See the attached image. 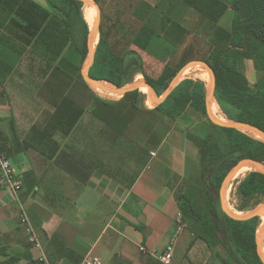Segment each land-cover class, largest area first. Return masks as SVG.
Here are the masks:
<instances>
[{"label":"crops","instance_id":"crops-1","mask_svg":"<svg viewBox=\"0 0 264 264\" xmlns=\"http://www.w3.org/2000/svg\"><path fill=\"white\" fill-rule=\"evenodd\" d=\"M220 1L227 9L213 21L186 0H143L162 19L161 26L139 27L149 25L161 35L154 52L141 51L146 70L155 63L180 67L172 91L187 78L196 80L178 78L193 61L206 62L213 49L229 47L237 13L233 0ZM98 4L105 17L103 0ZM188 10L207 29L206 57L188 40ZM105 29L110 40L112 30ZM139 29L120 51L110 40L113 49L123 54ZM87 59L50 0H0V152L23 181L20 198L41 242L39 248L29 242L18 202L0 186V264H86L92 258L102 264H163L159 255L170 244L172 264H223L221 247H210L194 233L177 199L193 187L206 188L199 162L207 130L202 112L187 106L170 117L158 108L165 100L146 94V85L143 92L139 88L137 104L129 91L107 98L82 81ZM242 70L251 84L257 81L252 60L244 59ZM138 76L146 81L140 72L125 86ZM65 102L73 112L68 119ZM181 218L187 226L176 236Z\"/></svg>","mask_w":264,"mask_h":264},{"label":"trees","instance_id":"trees-1","mask_svg":"<svg viewBox=\"0 0 264 264\" xmlns=\"http://www.w3.org/2000/svg\"><path fill=\"white\" fill-rule=\"evenodd\" d=\"M98 3L101 0H96ZM63 12L66 34L85 60L89 54V24L83 14L82 0H50ZM203 15L218 21L227 5L220 0H186ZM62 5V6H60ZM237 13L233 21L230 44L227 49H213L206 62L216 74L215 96L230 118L243 121L264 130V0H233ZM161 35L149 25H143L136 33L132 46L123 54L112 47L108 31L101 25L95 58L89 69L93 78L105 80L123 87L136 73H144L146 81L160 96L167 89L180 67L166 64L157 76L150 75L141 51L154 52L155 42ZM250 59L260 74L252 85L242 70V61ZM82 81L87 82L80 75ZM149 89L147 87V93ZM139 101V88L128 92ZM187 106H192L207 115L205 84L187 78L180 82L158 108L176 118ZM63 117L71 118L69 104H64ZM63 110H60L62 112ZM228 110V111H227ZM82 110L65 128L69 134ZM54 119L56 117H53ZM35 136L40 131L35 129ZM254 158L264 162V141L233 128L210 124L199 149V162L204 190L193 187L178 194L184 220L191 229L210 247H221L218 255L223 264H264L257 251V232L260 216L237 220L222 208L220 188L229 169L236 160ZM52 160L53 157L45 158ZM239 210L253 209L264 202V174L249 172L239 183Z\"/></svg>","mask_w":264,"mask_h":264},{"label":"rangeland","instance_id":"rangeland-1","mask_svg":"<svg viewBox=\"0 0 264 264\" xmlns=\"http://www.w3.org/2000/svg\"><path fill=\"white\" fill-rule=\"evenodd\" d=\"M150 1H153V0H150ZM102 9H103V12L105 13V17L101 16V20L105 23V26L107 28H110L112 30V32L110 34V40H111L113 46L116 48L117 51L122 50L121 48L127 47L128 43L131 42L133 35L139 29V27L141 26L142 23L147 22L148 24L157 25V26H161V24H162L160 12L158 10L154 11L152 8L143 5V0H103V8ZM96 14H97V10H96ZM186 16L190 20H192V24L189 22L186 23L188 26H190L189 30L191 31V34H190L188 40H191L192 44L194 43L193 46L197 47V53L199 56L206 57L207 53H208L207 51H208V49H210L209 45L206 42L205 33H206L207 29L203 26V23L200 21V18L195 13H193L191 10L187 11ZM196 18H198V21H196ZM87 20L90 24V27L93 26V24H91V21L89 19H87ZM196 35H199V36H196ZM98 41H99V34H98ZM98 41H97L96 45L98 44ZM179 52H181V50H179L178 53ZM146 57H147V55H146ZM186 69H189V70L187 72L183 73ZM160 70H161V66H159L156 63L154 65L151 64L147 67V71L149 73L157 74ZM204 71L210 72V70L203 65L190 64L184 70H182V72L178 76V78H180V77L183 78L185 76H194V78H196V80H200L205 84V90H206V95H207V92L210 90L211 85H212V75L210 72V78L203 80L200 77V75ZM258 75L260 76V74H258ZM255 79L257 80V78H255ZM144 82H146L144 79V76H138L132 84L125 86V88H129L131 86H136L137 84L142 83L138 86V88H140L141 92H143L141 87L143 85H145ZM255 82H253L252 85H255ZM97 89L99 92H101V94L103 96H105L107 98H117L121 94H123L121 92H118V91L110 88V87H104V88L102 87V88H97ZM215 93H216V90H215ZM146 94L152 95L150 90ZM215 98H216V96H215ZM216 100H217V98H216ZM221 110H222L221 112H223L227 122L237 121V120L230 118V116L227 114V112L224 111V109L222 107H221ZM203 116H204L205 121H206V129H207L206 132H207L211 122L212 123H214V122L208 116V114L207 115L203 114ZM216 119H218V118H216ZM217 125H219V124H217ZM239 130H241V129H239ZM241 131L247 133L250 136L258 138V136H256L255 134H253L250 131H246V130H241ZM258 139H261V138H258ZM239 161H240V159L236 160L234 162V165L229 169V171ZM246 166H248V165H246ZM254 170H255V168H253L251 171H254ZM251 171H248L244 176H242L241 178L234 181L232 186H231V183L233 181H231V183L229 184V186L227 187V189L225 191L224 202L226 204V207L228 208V210L230 212H232L236 215L244 216V215L250 214L254 209H256L258 207H264V202H263L253 209L239 210V208H238V205L240 204V198H239L238 193H237L239 183ZM262 219L263 218L260 216V221ZM260 233L261 232H259V229H258L257 237L260 235Z\"/></svg>","mask_w":264,"mask_h":264},{"label":"water","instance_id":"water-1","mask_svg":"<svg viewBox=\"0 0 264 264\" xmlns=\"http://www.w3.org/2000/svg\"><path fill=\"white\" fill-rule=\"evenodd\" d=\"M82 1L84 3L94 4L96 7V10H97V14H96L93 26L90 27L89 34H88L89 54H88V59H87L86 65L83 68V76H84L85 80L87 81L88 84H90L92 86H96V87L98 86V87H103V88L104 87H110V88H112L118 92H121V93H125L127 91H132L134 89H137L138 86L142 83H139L136 86H131L129 88H125V87H120V86L111 84L105 80L93 78L92 76L89 75L88 70H89L90 66L92 65L94 58H95L96 47H94V39H95V36L98 33L99 29H100L101 9H100V5L98 4V2L96 0H82ZM191 64L203 65L206 68H208L211 72L212 85H211V88L207 92V95H206V108H207V114L212 119V121L216 124L221 125V126L233 127L236 129H241V127L250 128V129L260 133L263 137L262 140H264V130L258 126H255L253 124L243 122V121L223 122L221 120L216 119L212 115L210 106H211L212 100L215 97V90H216V83H217L216 74H215L213 68L210 66V64H208L205 61H193ZM144 84L148 87V89L152 93L155 100H157V102H159V103L162 102L163 100H165L173 89V82H172L170 84V86L167 88V90L164 92V94L161 97H159L157 95L155 89L150 84H148L147 82H144ZM246 165H249V166L255 168V171H259V172H262L264 174V163L263 162L258 161L254 158H243L227 173V175L225 176V178L223 180L221 188H220V197H221V201H222L223 210L229 216H231L232 218L237 219V220H248V219H251V218L256 217V216H262L264 214V207H258L256 209H254L250 214H247L244 216L236 215V214H234L228 210V208L226 207V204L224 202V194H225L227 187L229 186V184L231 183V181L233 180V178L235 177L237 172L242 167H244ZM263 237H264V228L261 231L260 235L257 237V251H258V254L260 255L261 259L264 262V253L262 251Z\"/></svg>","mask_w":264,"mask_h":264},{"label":"built area","instance_id":"built-area-1","mask_svg":"<svg viewBox=\"0 0 264 264\" xmlns=\"http://www.w3.org/2000/svg\"><path fill=\"white\" fill-rule=\"evenodd\" d=\"M154 154V153H153ZM0 186L3 188L9 189L15 198V200L19 204V219L20 223L24 226L25 231L28 236L29 242L35 247H41V242L39 238V234L36 231L29 213L20 198V191L23 186V181L21 178L17 177L15 167L11 161V159L4 153L0 152ZM187 226L186 222L183 219H179L178 226L176 229V236L183 231V229ZM143 251H145L144 247H141ZM174 253V245L170 244L166 247L165 251L159 255V259L163 264H172ZM86 264H102V262L98 258L88 259Z\"/></svg>","mask_w":264,"mask_h":264},{"label":"bare ground","instance_id":"bare-ground-1","mask_svg":"<svg viewBox=\"0 0 264 264\" xmlns=\"http://www.w3.org/2000/svg\"><path fill=\"white\" fill-rule=\"evenodd\" d=\"M83 13L85 15V17L87 19H89L91 21V24L94 23V19H95V16H96V7L94 4H89V7H88V3H86L83 7ZM98 41V33L96 34L95 36V39H94V47H96V43ZM189 69H186L183 73L187 72ZM182 73V74H183ZM200 77L203 79V80H206L208 78H210V72L209 71H204ZM97 88H102V87H98ZM211 112L212 114L218 118L219 120L223 121V122H227L226 121V118L223 114V112H221V106L219 104V102L216 100V98L214 97V99L212 100L211 102ZM241 130H246V131H250L252 132L253 134H255L256 136H258V138H261V140L263 139L262 135L250 128H247V127H241ZM253 169V167L251 166H244L242 167L238 172L237 174L235 175V177L233 178V182L231 183V186L233 185L234 181H236L237 179L241 178L242 176H244L248 171H251ZM231 188V187H230ZM229 193V192H228ZM233 207V206H232ZM263 219L260 221L259 223V232H261L264 228V214L261 216ZM262 251L264 253V237H263V240H262Z\"/></svg>","mask_w":264,"mask_h":264}]
</instances>
